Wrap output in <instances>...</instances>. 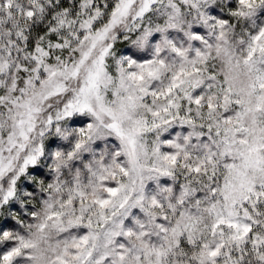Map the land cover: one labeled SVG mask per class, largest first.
Wrapping results in <instances>:
<instances>
[{"label": "snow or ice", "instance_id": "6c2138e0", "mask_svg": "<svg viewBox=\"0 0 264 264\" xmlns=\"http://www.w3.org/2000/svg\"><path fill=\"white\" fill-rule=\"evenodd\" d=\"M0 264H264V0H0Z\"/></svg>", "mask_w": 264, "mask_h": 264}]
</instances>
